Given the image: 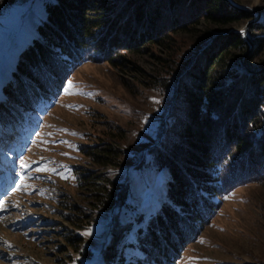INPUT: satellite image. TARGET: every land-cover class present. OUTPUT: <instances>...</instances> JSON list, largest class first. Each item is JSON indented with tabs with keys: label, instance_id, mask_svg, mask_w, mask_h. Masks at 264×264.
I'll return each mask as SVG.
<instances>
[{
	"label": "rangeland",
	"instance_id": "rangeland-1",
	"mask_svg": "<svg viewBox=\"0 0 264 264\" xmlns=\"http://www.w3.org/2000/svg\"><path fill=\"white\" fill-rule=\"evenodd\" d=\"M229 1L264 14V0ZM43 2L0 1V92L18 52L36 35ZM248 14L224 23L198 17L166 40L123 50L122 64L82 60L50 106L42 111L38 104L26 134L0 120V264L133 259L137 227L166 199V167L157 166L149 149L162 134L173 84L191 54L214 34L242 36L247 25L253 43L262 40L242 63L264 72V29H252L247 22L256 11ZM247 47L223 55L228 68L242 69ZM87 147H118L117 163L94 161L82 150ZM215 199L217 207L194 239L163 264H264V181L242 182Z\"/></svg>",
	"mask_w": 264,
	"mask_h": 264
},
{
	"label": "trees",
	"instance_id": "trees-1",
	"mask_svg": "<svg viewBox=\"0 0 264 264\" xmlns=\"http://www.w3.org/2000/svg\"><path fill=\"white\" fill-rule=\"evenodd\" d=\"M43 8L36 35L1 83L0 120L20 135L38 104L42 111L49 107L82 60L122 64L124 51L166 40L198 17L224 23L249 15L225 0H44ZM250 27L264 29V19ZM210 37L175 79L162 134L149 149L157 166L166 167V199L137 227L133 259L119 264L170 260L209 220L215 196L245 181H264V72L228 68L223 55L248 46L239 33ZM117 148L82 150L94 161L117 163Z\"/></svg>",
	"mask_w": 264,
	"mask_h": 264
},
{
	"label": "water",
	"instance_id": "water-1",
	"mask_svg": "<svg viewBox=\"0 0 264 264\" xmlns=\"http://www.w3.org/2000/svg\"><path fill=\"white\" fill-rule=\"evenodd\" d=\"M226 2H228L229 4H231L232 6L238 8V9H243L244 11L246 12H251V11H256V15L251 18L247 24H250L252 22H255V21H259L260 18H262L264 16L263 14V11L259 10V9H248V8H244V7H241V6H237L235 5L233 2L229 1V0H225ZM242 37L248 42V49L241 55V57L239 58V64L240 66L242 67V69L246 70V71H252V70H249L247 69L244 64L242 63V58L246 55V54H249L251 52V49L254 47V43L252 41V38L249 36V34L247 33V25L244 26L243 28V31H242Z\"/></svg>",
	"mask_w": 264,
	"mask_h": 264
},
{
	"label": "snow or ice",
	"instance_id": "snow-or-ice-1",
	"mask_svg": "<svg viewBox=\"0 0 264 264\" xmlns=\"http://www.w3.org/2000/svg\"><path fill=\"white\" fill-rule=\"evenodd\" d=\"M242 31H243V30H242ZM68 85H69V88L66 89V91H68V90L72 87V82L69 81V82H68ZM42 170H44V169H37V171H42ZM18 187H19V186H18ZM201 242H203V241H201Z\"/></svg>",
	"mask_w": 264,
	"mask_h": 264
}]
</instances>
